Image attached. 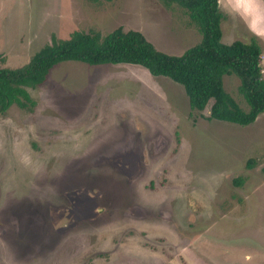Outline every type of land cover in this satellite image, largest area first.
Masks as SVG:
<instances>
[{"label": "rangeland", "instance_id": "374dc122", "mask_svg": "<svg viewBox=\"0 0 264 264\" xmlns=\"http://www.w3.org/2000/svg\"><path fill=\"white\" fill-rule=\"evenodd\" d=\"M220 9L222 41L248 42ZM118 26L175 55L201 39L176 3L0 0V54L17 67L51 35ZM222 80L247 109L237 76ZM27 90L32 110L0 114V264H264V112L209 119L124 63L62 61Z\"/></svg>", "mask_w": 264, "mask_h": 264}, {"label": "trees", "instance_id": "16d2710c", "mask_svg": "<svg viewBox=\"0 0 264 264\" xmlns=\"http://www.w3.org/2000/svg\"><path fill=\"white\" fill-rule=\"evenodd\" d=\"M165 6H181L201 35L198 43L179 55L165 53L138 30L118 26L103 34L97 30H74L66 38L51 35L22 65H5L0 54V114L16 104L32 110L35 101L27 88L45 81L49 71L62 61H80L92 66L132 64L150 74L166 76L181 84L191 109L208 107L209 119L248 125L264 112V79L261 46L255 36L248 42L222 41L221 20L224 13L218 0H159ZM239 79L238 92L247 109L223 87V75ZM241 178L235 180L240 185Z\"/></svg>", "mask_w": 264, "mask_h": 264}, {"label": "crops", "instance_id": "0c3cea01", "mask_svg": "<svg viewBox=\"0 0 264 264\" xmlns=\"http://www.w3.org/2000/svg\"><path fill=\"white\" fill-rule=\"evenodd\" d=\"M218 1L219 6H223V9L226 11L231 10L235 12L233 14L237 16L238 21L244 25V28L250 32L252 36H255L257 40L264 38V0Z\"/></svg>", "mask_w": 264, "mask_h": 264}]
</instances>
